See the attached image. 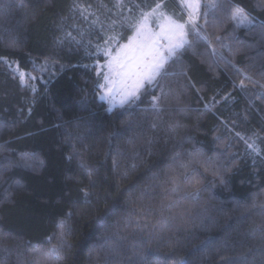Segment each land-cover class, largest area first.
I'll return each mask as SVG.
<instances>
[{"label": "trees", "instance_id": "trees-1", "mask_svg": "<svg viewBox=\"0 0 264 264\" xmlns=\"http://www.w3.org/2000/svg\"><path fill=\"white\" fill-rule=\"evenodd\" d=\"M157 2L0 0V264H264V0H201L157 83L111 109L95 48Z\"/></svg>", "mask_w": 264, "mask_h": 264}, {"label": "snow or ice", "instance_id": "snow-or-ice-1", "mask_svg": "<svg viewBox=\"0 0 264 264\" xmlns=\"http://www.w3.org/2000/svg\"><path fill=\"white\" fill-rule=\"evenodd\" d=\"M189 9L193 12L198 8V0H184ZM122 0H118V6ZM210 8L216 7V0H209ZM189 13V20L181 22L173 15H170L164 8L162 0H158L149 11L141 10L139 16L131 24L133 35L128 38V43L119 45L115 55L111 46L103 49V54L109 59L102 66L106 71H98L103 83L98 84L102 98L120 97V104L134 103L140 98L141 90L145 85L154 86L157 78L165 69V65L177 52L186 44H189V32L186 25L191 22L193 31H196L195 16ZM233 18L243 22L246 17L242 10L236 9ZM155 25L154 30L152 25ZM71 35V34H69ZM116 37H109V41H115ZM99 50V49H98ZM21 81H24V73H20ZM243 83V82H241ZM158 98L153 97V101ZM156 106L155 104L153 105ZM251 147V145H250ZM63 230V221L57 225ZM52 237H49L51 241ZM59 249L52 247L47 255L58 254Z\"/></svg>", "mask_w": 264, "mask_h": 264}, {"label": "rangeland", "instance_id": "rangeland-1", "mask_svg": "<svg viewBox=\"0 0 264 264\" xmlns=\"http://www.w3.org/2000/svg\"><path fill=\"white\" fill-rule=\"evenodd\" d=\"M178 1V6H177V8H178V12L179 13H181L182 15H184V17H185V20H180V19H178L174 14H172V13H170L168 10H167V8L164 6V8H165V10L170 14V15H173L177 20H179V21H181V22H184V21H188L189 20V13L190 12H193V9H189L188 7H187V5H186V3L184 2V0H177ZM164 5V4H163ZM147 11H149V10H147ZM200 11H201V0H198V8L196 9V11L195 12H193V15L195 16V24H197V21H198V18H199V15H200ZM243 12V11H242ZM129 13V12H128ZM139 14H140V12L139 13H137V14H133V13H129V14H127V19H128V22H129V25L131 26V24L134 22V20L139 16ZM243 14H244V16L246 17V19L243 21V22H240L238 19H236V21L240 24V25H245V24H248V23H250L251 22V18L248 16V15H246L244 12H243ZM192 23L191 22H189L187 25H186V30L189 32V29H190V25H191ZM152 27H153V29L154 30H157V29H155V25L153 24L152 25ZM106 33V32H105ZM133 35V34H132ZM131 35V36H132ZM116 37V35H114V33L113 32H108V34H105V40H107L109 37ZM98 37V36H97ZM188 39H189V37H188ZM116 43H117V37H116V39H115V41H109V44H105V42L104 43H102L101 45H99V46H97V48H95V51L96 52H98V53H101V54H103V49H105V48H107V47H109V46H111V48H112V51H113V55H115V51H116V48L118 47L117 45H116ZM128 42H126V43H123V44H121V45H124V44H127ZM99 49V50H98ZM104 55V54H103ZM105 56V55H104ZM106 57V56H105ZM173 58V57H172ZM171 58V59H172ZM109 59V57H106V59H105V61H103V62H100L99 63V65H98V71H100L101 72V75H102V73H103V71H106L107 69L106 68H103L102 66H104L105 64H106V61ZM170 60V59H169ZM9 64V66L14 70V71H16L17 73H18V75L20 76V73H24V81H23V83L24 84H27L28 82L26 81V78H31V79H35V77L33 76V75H31L30 73H27V72H25V71H23V70H21L20 68H19V66L17 65V64H13V63H11V62H9L8 63ZM41 70H42V76H43V74L45 73V68H41ZM103 83V80H102V78H101V76H100V84H102ZM146 86V85H145ZM102 93H101V90H100V93H99V98L101 99V100H103V101H105V102H107L108 103V106L112 109V108H115V107H120L121 106V104H120V97L117 95L115 98H102ZM126 104H128V103H126ZM126 104H124V105H126ZM123 105V106H124Z\"/></svg>", "mask_w": 264, "mask_h": 264}]
</instances>
